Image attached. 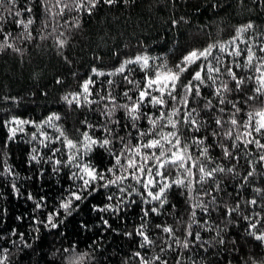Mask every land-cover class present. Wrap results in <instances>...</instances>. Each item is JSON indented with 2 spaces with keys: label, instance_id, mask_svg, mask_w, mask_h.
<instances>
[{
  "label": "snow or ice",
  "instance_id": "snow-or-ice-1",
  "mask_svg": "<svg viewBox=\"0 0 264 264\" xmlns=\"http://www.w3.org/2000/svg\"><path fill=\"white\" fill-rule=\"evenodd\" d=\"M128 2L23 0L20 3L19 0H0V52L11 50L22 53V49L14 43L19 36L26 40L49 39L57 30L58 20H64L67 24L65 18L69 14H78L73 17L72 26L79 28V14L91 16L104 5ZM37 7L42 17V31L50 27L52 31L36 33L34 37L32 26L36 23L34 9ZM4 11H7L8 17L3 15ZM9 18L13 25L23 31L14 34L7 30L5 25ZM49 21H57V24H50ZM179 22L173 19L172 27ZM253 28L254 24L249 22L237 28L229 41L193 48L171 66L165 62L157 64L154 62L157 58L148 55H136L122 60L110 72L93 67L92 76L81 84V91L64 95L62 100L76 108L96 104L101 117L106 118L107 122L94 125L85 119L81 123L88 129L99 128L100 137H96L94 132L90 135L88 131L81 133L77 129L78 135L70 138L53 123L60 120L55 113L39 123L16 116L0 121L8 133L3 148L6 149L9 142H15L17 135L24 133L27 125L34 131L26 142L36 145L31 148L30 162L51 164L53 173L62 167L76 169L71 172L70 178L80 183L75 189L70 187L67 194L61 197L59 207L47 215L46 221L34 218L33 222L55 229L58 227L55 221L61 210L66 216L71 215L79 208V204L73 208L74 202H83L104 189L108 190L106 199L110 203L102 207L93 206V211L120 214L132 205L149 206L141 207L140 224L133 231L124 233L128 237L140 238L137 247L143 251L133 252L130 258L136 264H169V259L162 255L167 251L175 254L173 264H184L182 256L190 251L222 249L225 255H239L250 240L264 247V187L253 184L257 168L264 170V106L245 111L249 101L258 98L264 105V43L257 47L241 39L244 33ZM63 36L61 32L55 37V46L59 49L68 43L66 38H61ZM245 69L255 75H238L237 70ZM136 71L142 74L140 79L133 75ZM114 76H120L122 80L118 83L108 78L100 83L99 91H96L97 81L94 77ZM248 81L255 82L256 86L250 90L254 95L244 96V85ZM56 83L62 81L58 79ZM121 84L129 86L122 92V98L127 103H119L113 94ZM93 94L98 96L97 100L89 99ZM118 111L124 113L126 123L113 119ZM142 120L147 127L140 124ZM45 125L55 128L58 135H50ZM111 125H119L126 130L125 134L121 135ZM57 144L60 146L57 147ZM40 145L50 155H41ZM217 147L220 149V159L227 161L223 166L211 155V151ZM95 148L103 149L110 157V163L104 169L97 168L90 160L85 161V157ZM65 154L66 158H63ZM6 164V157L0 150V176H14L12 167ZM261 175H264V171H261ZM224 177L237 181L238 186L232 192L227 190ZM11 187L17 195H24L14 182ZM174 189L180 190L179 195L184 197L186 216L177 213L174 217L175 227L166 222L155 224L154 229L158 234L154 237L146 231L149 217L160 216L168 209L176 208L169 201V193ZM242 190H250V197H245ZM25 198L35 199L31 193ZM43 200L41 197L40 201L35 202L34 212L46 207ZM213 213H216V219L211 223L204 219L206 216L210 218ZM241 221L244 222L243 236L231 235L229 229L239 227ZM103 224L111 227L107 219H103ZM202 231H214L215 234L206 240L201 235ZM12 235L17 233L13 231ZM18 235L23 242L24 234ZM25 246L30 247L26 242ZM7 252L8 249H0V253ZM151 252L156 254L150 255ZM83 259L84 255L76 258L79 261ZM189 259L192 264H197L193 257L189 256ZM7 260L6 254L0 255V264H5ZM240 262L264 264V261L254 259L250 252L240 257ZM69 264H74L71 258ZM125 264H128L127 260Z\"/></svg>",
  "mask_w": 264,
  "mask_h": 264
},
{
  "label": "trees",
  "instance_id": "trees-1",
  "mask_svg": "<svg viewBox=\"0 0 264 264\" xmlns=\"http://www.w3.org/2000/svg\"><path fill=\"white\" fill-rule=\"evenodd\" d=\"M19 2L23 3V0ZM3 15L8 17L7 11H4ZM34 15V37L36 33L47 34L52 31L51 27L42 31V17L38 7L34 9ZM76 15L78 14H69L65 18L68 20L67 24L64 20H58L56 32L47 40H26L19 36L14 43L22 49V53L11 50L0 52V121L16 116L39 123L55 113L60 116V120L53 123L63 129L70 138L78 135L77 129L81 133L88 131L90 135L94 132L96 137H100L99 128L88 129L81 123L85 119L94 125L107 122L106 118L101 117L96 104L76 108L75 105L70 106L62 100L64 95L81 91L80 86L92 76L93 67L110 72L122 60L136 55H148L150 58H157L154 61L157 64L165 62L171 66L193 48L229 41L237 28L249 22L254 24V28L244 33L241 39L248 40L257 47L264 43V0H129L128 3L104 5L91 16L79 14V28L72 26L73 17ZM181 17L184 19L181 20ZM173 19L180 21L175 27L171 25ZM49 23L56 25L57 21ZM5 28L14 34L23 31L13 25L10 18ZM61 32L64 33L61 38L68 41L63 49L55 46V37ZM237 71L238 75L242 76L255 75L246 69ZM133 75L137 79L142 76L139 71ZM108 78L118 83L122 80L120 76L94 77L97 81L96 91H99L100 83ZM58 79L62 83H56ZM255 86L254 81H248L244 85V96L254 95L250 90ZM125 87L129 86L121 84L113 92L119 103L128 102L122 98ZM232 95L238 96L236 93ZM6 97L15 99H4ZM89 99L97 100L98 96L93 94ZM261 106L264 105L258 98L249 101L245 111ZM113 119L126 123L121 111L116 112ZM140 124L147 127L143 120ZM111 126L120 131L121 135L125 134L126 130H122L119 125ZM44 127L50 135H58L55 128L47 125ZM32 131L34 129L26 125L25 132L18 134L16 141L9 142L5 149L3 143L8 133L7 129L0 125V150L7 160L5 166H11L15 172L14 176H0V249H8L7 253L0 255L8 256L5 264H69L70 258L74 264H125L126 260L128 264H136V261L130 258L133 252L143 251L137 247L140 238L128 237L124 233L133 231L134 227L140 224V209L147 208L148 205H132L120 214L93 211V206L102 207L110 203L106 199L108 190L101 189L83 202H74L73 208L76 204H79V208L71 215L66 216L61 210L55 221L58 223L55 229L33 222L34 218L37 221H46L47 215L59 207L61 197L67 194L70 187L75 189L80 182L70 178L71 172L76 171L75 168L62 167L53 173L51 164L29 161L31 148L36 146L26 142L30 140L29 134ZM39 151L41 155H50L42 145L39 146ZM219 153L218 147L211 151L213 159L223 166L227 161L221 160ZM63 158H66V154ZM88 160L100 169L106 168L110 163V157L100 148H95L89 153L85 157V161ZM261 171L264 170L257 168L254 186L264 187V175H261ZM223 180L229 192L238 186L236 180H229L227 177ZM13 182L23 196L14 192L11 187ZM179 191L174 189L169 193V201L176 205L175 209H168L160 216L149 217L146 231L152 236L158 234L154 229L155 224L166 222L175 227L174 217L177 213L186 216L184 197L179 195ZM242 191L245 197H250V190ZM28 193L35 199H26ZM41 197L44 198L46 207L34 212V204L40 201ZM18 217L22 219H17ZM102 218L107 219L111 227H106ZM204 219L211 223L216 219V213ZM243 226L244 222L241 221L239 227L229 229L230 234L243 236ZM13 231L17 235H12ZM20 233L24 234L23 242L19 239ZM214 234V231L201 232L206 240ZM13 241H16V244H13ZM25 242L30 247L25 246ZM249 252L257 261H264V247L251 240L239 255H225L222 249H209L207 252L199 250L184 253L182 259L184 264H192L189 256L193 257L197 264H229V261L231 264H241L240 257ZM154 254L156 252L150 253ZM80 255H84V259L76 260ZM162 255L169 259V264H173V252L167 251Z\"/></svg>",
  "mask_w": 264,
  "mask_h": 264
}]
</instances>
